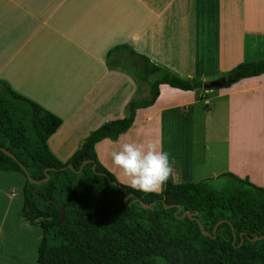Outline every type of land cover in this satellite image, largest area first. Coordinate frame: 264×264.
I'll return each mask as SVG.
<instances>
[{
    "label": "crops",
    "instance_id": "1",
    "mask_svg": "<svg viewBox=\"0 0 264 264\" xmlns=\"http://www.w3.org/2000/svg\"><path fill=\"white\" fill-rule=\"evenodd\" d=\"M118 45L181 78L220 79L264 57V0H0V80L62 120L47 145L63 163L141 95L106 64ZM206 114H224L221 144ZM154 139L175 160L163 192L225 173L264 188V74L219 90L160 85L125 133L94 150L129 186L111 152ZM24 182L0 171V264H37L42 230L20 216Z\"/></svg>",
    "mask_w": 264,
    "mask_h": 264
},
{
    "label": "trees",
    "instance_id": "2",
    "mask_svg": "<svg viewBox=\"0 0 264 264\" xmlns=\"http://www.w3.org/2000/svg\"><path fill=\"white\" fill-rule=\"evenodd\" d=\"M106 64L147 83L149 95L130 101L125 117L93 130L64 163L47 145L62 120L0 80V146L40 181L34 193L18 162L0 151V171L25 179L20 216L42 230L37 264H264V239L252 241L264 235V188L225 173L216 178L225 179L220 190L207 179L143 193L119 183L98 162L94 146L125 133L136 111L154 104L160 85L194 91L204 83L181 78L127 45L110 49ZM263 74L264 57L240 63L221 78L229 87ZM56 204L65 211L61 224Z\"/></svg>",
    "mask_w": 264,
    "mask_h": 264
},
{
    "label": "clouds",
    "instance_id": "3",
    "mask_svg": "<svg viewBox=\"0 0 264 264\" xmlns=\"http://www.w3.org/2000/svg\"><path fill=\"white\" fill-rule=\"evenodd\" d=\"M112 163L127 178L129 186L143 193L160 194L175 172V160L158 139L125 142L111 152Z\"/></svg>",
    "mask_w": 264,
    "mask_h": 264
},
{
    "label": "water",
    "instance_id": "4",
    "mask_svg": "<svg viewBox=\"0 0 264 264\" xmlns=\"http://www.w3.org/2000/svg\"><path fill=\"white\" fill-rule=\"evenodd\" d=\"M226 87H228V82L224 78H220V79H216V80L204 82L203 83V86H202V89L203 90H212V89L219 90V89L226 88ZM0 151L3 152L6 156H8L9 158H11L12 160H14L15 162H18L14 155H12L8 150L2 148L1 146H0ZM18 164H19L20 169L23 171L24 175L28 179V181L30 183H32V184H35V188H34L33 192L36 193L37 190L39 189L40 181H36V180L32 179L28 175L25 167L21 163H19V162H18ZM84 164H85V162L82 163V165L80 166V169L83 167ZM68 168H71L70 165H68ZM47 179H48V176H46V179L45 180H47ZM142 206L144 208H147L148 207V205H145V204H142ZM57 207H58V212H59L58 224H61L65 220V216L66 215H65V211H64V209L62 207H60L58 205H57ZM184 215H186V214H184ZM198 224L201 227V225H200L199 222H198ZM220 224H221V221L218 222L215 225V227L213 229V233H215L217 226L220 225ZM203 233L209 235L208 233H206L204 231H203ZM261 239H264V235L261 236V237L253 238L252 241L261 240ZM234 240H235V237H234Z\"/></svg>",
    "mask_w": 264,
    "mask_h": 264
},
{
    "label": "rangeland",
    "instance_id": "5",
    "mask_svg": "<svg viewBox=\"0 0 264 264\" xmlns=\"http://www.w3.org/2000/svg\"><path fill=\"white\" fill-rule=\"evenodd\" d=\"M141 89V95L137 97L138 100L146 99L149 95V86L147 83H139ZM211 105L213 106V101H211ZM203 108V107H202ZM224 114H206L208 122L212 125L213 129H215L219 143L223 140V121ZM203 181V180H202ZM200 182V181H199ZM197 183V182H196ZM225 184V179H213L209 181V186L215 190H220Z\"/></svg>",
    "mask_w": 264,
    "mask_h": 264
}]
</instances>
